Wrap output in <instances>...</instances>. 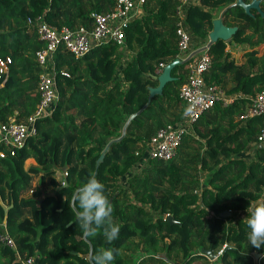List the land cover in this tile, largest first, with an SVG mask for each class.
I'll return each instance as SVG.
<instances>
[{"label":"trees","instance_id":"16d2710c","mask_svg":"<svg viewBox=\"0 0 264 264\" xmlns=\"http://www.w3.org/2000/svg\"><path fill=\"white\" fill-rule=\"evenodd\" d=\"M234 2L190 0L185 6L192 50L207 44L213 20L229 6L224 23L239 28L230 40L210 45L213 61L205 80L225 88L233 100L206 111L170 161L145 159L147 144L161 127L186 118L179 88L188 77L187 61L173 68L175 79L129 122L124 136L123 131L147 104L149 86L159 84L160 62L178 57V1L146 0L124 44L95 45L81 58L58 48L60 98L54 111L37 119V133L14 155L7 150L0 157V233L6 222L18 246L0 242V264H23L18 253L37 256L36 264H91V249L101 247L119 250L113 264H264V247H251L244 222L250 202L264 203V145L258 142L264 114L241 118L264 90V51L258 50L264 17ZM114 6V0H0V57H12L9 73L0 79L1 122L15 110L19 121L27 120L40 99L36 51L46 43L28 19L43 14L60 28H92V13ZM229 43L248 46L244 62L234 60ZM30 159L35 163L27 166ZM90 175L104 184L120 226L111 245L102 234L85 238L74 221V192ZM225 210L231 214L223 217ZM207 249L217 258L206 255ZM254 252L261 254L258 263Z\"/></svg>","mask_w":264,"mask_h":264},{"label":"built area","instance_id":"2783aa9c","mask_svg":"<svg viewBox=\"0 0 264 264\" xmlns=\"http://www.w3.org/2000/svg\"><path fill=\"white\" fill-rule=\"evenodd\" d=\"M114 1L115 6L112 10L92 13L94 19L92 28L85 25L75 28L69 26L60 28L49 23L43 14L28 19L29 24L36 26L39 38L46 43L45 47L36 51V61L41 68L37 88L40 99L35 111L27 120L19 121L16 117L19 112L15 110V115L11 116L7 122L0 121V157H5L7 150L14 155L18 148L25 145L29 136L37 133V119L50 115L54 111L60 98L55 53L61 45L74 54L76 58H81L95 45L110 41L124 44L126 29L130 22L139 16V8L140 6L142 8L146 0ZM177 1L176 14L179 17L176 29L179 47L178 57L188 59V77L181 84L179 94L186 103L187 115L184 121L169 123L161 127L148 142L147 157L162 161H170L176 156L185 135L190 132L206 111L220 101L229 104L233 100L227 95L225 88L219 84L206 82L205 74L211 68L212 55L209 53V48L197 53L198 55H192V38L184 23L185 6L190 0ZM11 63V56L0 57V79L9 73ZM165 65V62H160L157 68L158 74L162 72ZM61 73L69 76V72L66 70H62ZM261 114H264V90L257 92L253 102L241 115V118L247 120ZM258 142L264 145V127L258 135ZM32 192L33 190L30 191V193ZM3 227L4 230L0 233V242L17 249V242L9 232L6 222L3 223ZM17 260L23 264H36L37 256L23 257L18 253Z\"/></svg>","mask_w":264,"mask_h":264},{"label":"clouds","instance_id":"9594fccd","mask_svg":"<svg viewBox=\"0 0 264 264\" xmlns=\"http://www.w3.org/2000/svg\"><path fill=\"white\" fill-rule=\"evenodd\" d=\"M187 115V112L185 113ZM63 187V184H60ZM72 206L76 207L74 220L84 237L102 234L109 245L119 238L120 226L113 219V205L105 194L104 184L95 175L78 187L73 195ZM244 222L248 228L247 239L251 247H264V203H249ZM118 249L101 247L91 254V264H113ZM141 261L143 256L139 258ZM139 264V261L137 262Z\"/></svg>","mask_w":264,"mask_h":264},{"label":"water","instance_id":"95a60500","mask_svg":"<svg viewBox=\"0 0 264 264\" xmlns=\"http://www.w3.org/2000/svg\"><path fill=\"white\" fill-rule=\"evenodd\" d=\"M232 5H239V6L243 7L244 10L246 11V13L251 14V15L253 14L252 10L256 9L264 17V10L261 7V0H251L249 2H247L245 0H236V2H234ZM228 7H226L221 12L219 17H217L213 20V29L209 33V41L207 42V44L193 50L192 55L197 54V53L205 50L206 48H209L211 44L217 42L219 39H222L225 41L230 40L232 38V36L237 32V30L239 28L238 26H229V25H226L224 23V20H223L224 13ZM187 60L188 59H181L179 57L175 58L173 61L167 63L164 66V68L160 74H157L155 76V78L158 79L159 84L157 86H149L150 94H149L147 104L141 110H139L137 113H134L129 117V120L127 121L126 126L124 127L123 136L126 134L127 125L129 124V122L132 119H134L135 116L137 114H139L151 102V100L154 96L163 94L164 87L166 86V84L175 79V77L172 75L173 68L178 64L185 63ZM112 141L106 146V148L103 150L100 157L97 159L95 175L97 173V170H98L100 164L103 162L104 157L106 155V152L109 150ZM230 214H231V212L229 210H225V211L221 212L220 215L223 217H226ZM167 219L171 223H179V221L175 220V218L172 215L168 216ZM204 253L206 255H208L212 260L217 258V254L213 253V251L211 249L204 250ZM91 254H92V249H91ZM253 255L255 257L256 263H258L261 254L258 252H254ZM90 257H91V255H90Z\"/></svg>","mask_w":264,"mask_h":264},{"label":"rangeland","instance_id":"374dc122","mask_svg":"<svg viewBox=\"0 0 264 264\" xmlns=\"http://www.w3.org/2000/svg\"><path fill=\"white\" fill-rule=\"evenodd\" d=\"M193 1H197V0H193ZM227 49L231 52L232 54V57L234 58V60H236L237 62H244L246 60V51L248 50V46H245V45H236V44H233V43H229V45L227 46ZM258 50H259V53L261 54L263 51H264V44H261L260 46H258ZM198 55V54H197ZM146 158H149V157H145ZM144 159V161H146ZM35 163V161L33 159H30L27 161L26 165H30V164H33ZM135 170L139 171L140 170V167H136ZM58 178L61 179L63 174L61 171H58ZM35 182L37 181V179L34 180ZM31 193L29 191V193H26L25 196H29ZM180 264V263H178Z\"/></svg>","mask_w":264,"mask_h":264},{"label":"crops","instance_id":"0c3cea01","mask_svg":"<svg viewBox=\"0 0 264 264\" xmlns=\"http://www.w3.org/2000/svg\"><path fill=\"white\" fill-rule=\"evenodd\" d=\"M142 14V8H141V6H140V8H139V11H138V15H141ZM246 155V154H245ZM244 155V156H245Z\"/></svg>","mask_w":264,"mask_h":264}]
</instances>
